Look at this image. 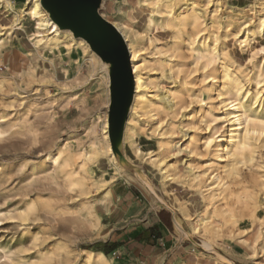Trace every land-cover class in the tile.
<instances>
[{"label": "rangeland", "instance_id": "obj_1", "mask_svg": "<svg viewBox=\"0 0 264 264\" xmlns=\"http://www.w3.org/2000/svg\"><path fill=\"white\" fill-rule=\"evenodd\" d=\"M7 1L11 3V10L0 5V25L11 29L15 23L21 22L24 23V29L15 31L11 39L4 37L0 46V128L5 131L0 137V264H77L84 251L98 252L102 248L100 238H105L106 241L109 237L112 240L120 238L124 231L122 228L106 234L101 224L108 223L107 215L104 214L110 202V192L105 194V191L121 179L139 184L152 197L155 195L160 197L159 191L162 190L168 199L173 200L174 190H177L180 195L189 198L194 209L190 218L186 217L187 224L186 228H183L185 231L183 235L197 245L194 253L198 262L264 264V216L259 209L253 212L250 205L247 204L245 208L242 204L243 195L248 193H252L258 199L263 198L261 186L264 183L263 148H259L252 164L247 163L242 169L240 168V176L230 184V191L241 201L236 203V200L232 199L235 202L233 203L231 200L235 220L221 225L216 223L220 218H212L213 227L216 226L218 229L210 237L203 234L194 235L191 231L192 220H196L198 216H205L200 213L203 210L202 189L189 187L179 177L164 188L161 176L147 162L146 157L135 156L132 149L124 145L125 123L120 141L117 143L120 154L112 151L120 170L116 169L104 155L86 161L85 166L91 179L83 181L85 187L83 192L52 189L43 181L38 182L37 179L36 182L28 185V177L32 173L40 177L51 173V165L46 162V158L53 152L54 147L66 144L72 153L83 150L89 152V141L93 138L87 130L91 120L99 126L97 128L99 138L102 118L107 109V93L101 76H106V73L108 75V121L110 70L105 63V68L98 65L95 75L90 77L86 59L90 52H83L75 46L70 47L69 50L63 46L54 52L46 50L38 56L30 42V36L34 32L33 26L21 20L22 4L25 0ZM255 1L222 0L220 23L231 25L233 30L242 29L247 22L253 27L256 26L254 17L256 13L254 7L252 8ZM139 2L140 0H101L100 14L111 22L121 20L129 31H138L141 33L140 37L144 38L147 33L145 26L147 16L152 11L148 6H140ZM15 20L19 21L15 22ZM162 20L159 19V23H162ZM215 31L207 27L202 34L211 45V35L214 32L217 36V52H220L224 44L223 30ZM46 32L47 29L44 30V33ZM171 33L166 30L149 32L152 40L158 39L160 42L147 45L142 41L140 48H143L142 56L147 65L144 76L155 79L150 85L149 94L161 99L165 91L173 89L178 93L176 105L172 106L174 112H160L152 122L145 115L136 116L134 123L137 133L136 143L144 153L153 151V155L157 154L159 150L156 140L161 138V133L167 131L168 134L163 137L164 139L169 136V139L178 140V137H181L178 128L182 127L186 134L183 141L193 137L196 141L195 147L192 153L185 152L177 158H170L168 163L179 160L178 166L185 164L184 167L189 165L200 171L213 160L204 150V138L208 135L214 137L223 135L226 130V124L222 121H211L212 114L217 118L221 114V105L215 93L219 90L221 82L218 80L210 88L207 80L203 82V73L214 68V76H219L221 62L226 61L230 71L242 81L244 89L254 91L257 87L255 80L264 73V51H261L264 48V35L255 31L249 42V48L241 50L228 39L226 57L222 58V61L210 64L202 71L195 67L194 56L186 45L187 39L192 38L194 34L192 29L187 28L179 39L174 40L171 38ZM173 41L180 46L175 60L170 58L169 52ZM169 67H174L171 78H167ZM30 68L34 71H32L33 79L27 75ZM202 87L211 89V92L203 93L201 98L194 100L191 97L192 93ZM260 87L259 100L248 101L246 108L250 117L255 118L260 115L259 117L264 119V82ZM231 94L232 92L228 96L230 97ZM163 99L162 104L165 106L169 99ZM171 103L173 104L172 101ZM24 116L28 118L30 132L19 127H10L13 122ZM97 117L100 119L97 120ZM157 121L163 125L160 131H154L158 126ZM167 127L168 129L164 131ZM149 187L152 192L149 191ZM29 200H33L39 209L35 215H28L27 219L23 220L21 216L26 213V201ZM84 201L92 202L93 210L99 217L96 228L82 224L70 214L54 216L43 207L47 205L48 209L50 207L58 211L78 209ZM177 204L180 209V206L187 205L183 201ZM34 235L38 237L36 242ZM46 249H52L56 256L55 260L49 263L41 261ZM221 257L227 261L222 260ZM107 258L109 264H113L111 258Z\"/></svg>", "mask_w": 264, "mask_h": 264}, {"label": "bare ground", "instance_id": "obj_2", "mask_svg": "<svg viewBox=\"0 0 264 264\" xmlns=\"http://www.w3.org/2000/svg\"><path fill=\"white\" fill-rule=\"evenodd\" d=\"M139 3L140 6H148L152 11V13L147 16L145 23L147 33H145L144 38L140 37L141 33L138 31H129V28L123 24L121 20L109 21L125 42L130 58L131 75L134 83L131 105L129 106L125 119L123 137L124 145L127 148L132 149L135 156L146 157L147 162L152 165L161 176L160 178L162 179L161 182L164 188L169 183H173L176 178L179 177L182 179V182L188 184L189 187L202 189L203 210L200 213L205 214V216H198L196 220H192L191 231L194 235L203 234L210 237V235L218 229L216 226L213 227V221H211L212 218H220V221L216 223H220L221 225L235 220L231 200L235 199L236 203H241V201L239 200V197H235L230 191V184L240 176L239 171L240 168L242 169V166H245L247 163L252 164L255 161V154L258 152L259 148L264 149V119L260 118V115L255 118L250 117L246 108L248 101L257 102L259 100L261 94L259 91L261 88L260 84L264 82V73L255 80V85L257 87L251 92L249 89H244L242 81L230 71L227 62L221 60L226 57L228 39L233 42L234 46L241 50L249 48V42L255 35V31L264 35V0H256L253 4L254 6L252 5V8L254 7L256 13V15H254L257 22L256 26L253 27L247 22L242 29L237 30H233L231 25H223L220 23V11L223 8L222 0H140ZM10 4L11 3L7 0H0V5L9 7L11 10ZM22 6L23 11L21 20L29 22L33 26L34 32L30 36V42L38 56L46 50L54 52L61 46L69 50L70 47L75 46L83 52H90L89 56L86 58L88 61L87 68L90 71V77L95 75V70L98 65L105 68L103 61L90 49L84 39L74 37L68 30H61L52 21L48 13L42 8L40 0H25ZM251 10L254 12L253 9ZM158 18L163 19V22L159 23ZM16 21L19 20H15V22ZM23 25L24 23L21 22L15 23L11 29L0 25V46L3 43L4 37L11 39V36H13L15 31L24 29ZM207 27L214 31L219 29L223 30L224 47H221L220 52H217V36L214 32L211 35V45L207 43L205 35L203 36L202 33L206 31ZM187 28H191L194 32L192 38L189 37L187 39L186 45L194 56L193 63L195 67L204 71L210 64H215L216 61H222L219 76H214V68L209 69L207 72L203 73V82L207 80V83H210L208 84L210 88H212L214 83L218 80L221 82L219 90L215 92L217 93V98L221 105V114L218 118L212 114L211 121H222L223 124H226V130L223 135H218L216 137L208 135L204 138V150L212 156L213 160L200 171L189 165L184 167L185 164L178 166L177 163L179 160L178 162L175 160L174 162L168 163V159L170 158H177V156L179 157V155L184 154L185 152L192 153L195 147V138L188 137L187 141H183L186 134L182 130V127L178 128L179 134H181V137H178V140L169 139V136L166 137V139L163 138L168 134L166 131L168 129L167 127L164 130L166 132L161 133V138L156 140L159 153L154 155L153 151L144 153L140 149L139 145L136 143L137 133L134 129L136 116L145 115L148 120L152 122L160 112L173 113L174 109L172 106L176 105L178 99V93L173 89L165 91L161 99H157L156 95L149 94L150 85L155 79H153V77L144 76V71L146 70L147 65L145 58L142 56L143 48H140L142 41H145L147 45H153L154 42H160L158 39L152 40L149 37V32L156 30L170 31L172 32L171 38L173 40L179 39L181 34H183ZM45 29H47L46 33H44ZM48 35H51V37H47ZM172 44L173 46L169 50L171 53L170 58L175 60V58L178 57L176 53L180 51V46L174 41ZM156 45L154 47H156ZM32 71L30 68L27 73L28 77L31 79L34 78V71ZM173 72L174 67H169L167 78H171ZM101 78L103 79L107 93V109L102 118L99 138L97 137V128L99 126L94 120H91L87 130L88 134L93 138L89 141V152L83 150L78 153H72L69 146L66 144L54 147L53 152L49 153L46 158V162H49L51 165V173L42 177L38 176L36 173H32L31 176L28 177L29 186L32 182L38 180V182L43 181L44 184L49 185L52 189H62L65 192H73L75 190L83 192L85 190L83 181L85 179H91L85 166L86 161H90L91 159L94 160L97 157L104 155L108 157L109 162H112L116 169L120 170V167L117 166L115 162L109 141V124L107 122L109 98L107 73L106 76H101ZM207 92H211V89L202 87L192 93L191 97L196 100L201 98L203 93L207 94ZM230 92H232V94L229 97L228 94ZM163 98L169 99L165 106L162 104V101L164 100ZM187 99L189 100V98ZM98 119H100V117H97V120ZM157 122L158 126L154 131H160L163 129V125L159 123V121ZM206 126L209 128L208 125ZM10 127H19L28 132L31 131L30 126H28L27 116L20 118L15 123L13 122ZM214 130L215 128H213V131ZM4 134L5 131L0 128V137ZM210 141L211 143H209ZM163 153L166 155L164 156ZM233 185L235 184L233 183ZM261 186L263 198L258 199L252 193H248L243 195L242 200L244 202L242 204L245 205V208L247 204L250 205L253 212L258 211L259 209L264 216V183H262ZM108 192L109 190L106 189L105 194ZM43 207L54 216L57 214H70L75 220H78L82 224L88 225L91 228H96L98 225L99 217L93 210L92 202L84 201L78 209L69 208L67 210L60 209L59 211L50 207L48 209L47 205ZM38 209L37 204L33 200L26 201V213L22 212L23 215L21 217L24 218L23 220H26L28 215H35ZM180 210L182 213L184 212L185 217L190 218L188 213H186L184 206H182ZM37 240V235H34V241L36 242ZM55 257L52 249H46L41 256V261L43 263H49L55 260ZM221 259L227 261L223 257H221ZM77 264H109V260L107 256L101 252L84 251L83 256L78 260Z\"/></svg>", "mask_w": 264, "mask_h": 264}, {"label": "crops", "instance_id": "obj_3", "mask_svg": "<svg viewBox=\"0 0 264 264\" xmlns=\"http://www.w3.org/2000/svg\"><path fill=\"white\" fill-rule=\"evenodd\" d=\"M109 192L104 214L108 223L101 226L106 234L118 228L124 231L117 239L100 238L98 252L106 254L113 264H203L194 253L197 245L183 235L187 220L177 203L185 202V211L191 216L194 208L188 197L177 190L173 200L162 190L160 197H152L139 184L124 179L114 182Z\"/></svg>", "mask_w": 264, "mask_h": 264}, {"label": "water", "instance_id": "obj_4", "mask_svg": "<svg viewBox=\"0 0 264 264\" xmlns=\"http://www.w3.org/2000/svg\"><path fill=\"white\" fill-rule=\"evenodd\" d=\"M40 4L61 30H68L74 37L84 39L90 49L109 66L107 122L112 151L120 154L117 143L134 92L130 58L122 36L100 14L101 0H40Z\"/></svg>", "mask_w": 264, "mask_h": 264}, {"label": "snow or ice", "instance_id": "obj_5", "mask_svg": "<svg viewBox=\"0 0 264 264\" xmlns=\"http://www.w3.org/2000/svg\"><path fill=\"white\" fill-rule=\"evenodd\" d=\"M261 51H264V49H262ZM209 143H211V141Z\"/></svg>", "mask_w": 264, "mask_h": 264}, {"label": "trees", "instance_id": "obj_6", "mask_svg": "<svg viewBox=\"0 0 264 264\" xmlns=\"http://www.w3.org/2000/svg\"><path fill=\"white\" fill-rule=\"evenodd\" d=\"M106 255V254H105Z\"/></svg>", "mask_w": 264, "mask_h": 264}]
</instances>
